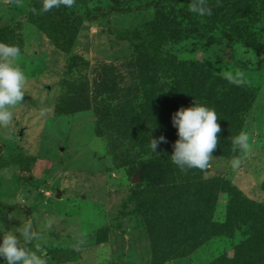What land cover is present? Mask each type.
Returning a JSON list of instances; mask_svg holds the SVG:
<instances>
[{
    "label": "rangeland",
    "instance_id": "374dc122",
    "mask_svg": "<svg viewBox=\"0 0 264 264\" xmlns=\"http://www.w3.org/2000/svg\"><path fill=\"white\" fill-rule=\"evenodd\" d=\"M149 1L75 0L71 8L61 5L74 20L65 28L31 17V0H0V42L20 48L16 63L26 76L22 102L9 109L10 124L0 126V204L13 207L0 206V222L15 232L31 225L39 237L31 252L47 264H213L231 258L253 234L241 225L247 213L225 226L230 195L241 197L233 211L243 199L264 209V13L256 15L264 0H156L159 13ZM199 7L211 15L193 11ZM211 39L219 41L208 45ZM194 87L206 94L186 98ZM246 90L251 101L239 98ZM152 93L161 101L144 96ZM115 94L129 96L140 120L130 126L148 135L151 110L162 101L171 113L173 104L221 102L237 109L240 134L248 137L241 151L232 144L235 128L221 127L203 171L205 179L226 183L212 216L220 227L209 237L190 234L194 249L179 247L165 262L153 256L152 240H161L162 229L145 221L144 196L158 186L153 166L170 160L173 139L166 138L168 153L157 155L145 151L144 133L109 135L97 103ZM148 100L157 107L148 109ZM70 248L78 251L73 262L53 256Z\"/></svg>",
    "mask_w": 264,
    "mask_h": 264
},
{
    "label": "trees",
    "instance_id": "16d2710c",
    "mask_svg": "<svg viewBox=\"0 0 264 264\" xmlns=\"http://www.w3.org/2000/svg\"><path fill=\"white\" fill-rule=\"evenodd\" d=\"M110 1L113 4L120 3V0ZM155 1L156 0H151L146 5L150 7L152 5L159 13L162 10L163 5H161L160 2ZM31 2L33 3L29 10L31 17L48 18L53 20L58 26L65 28L74 25L73 19V21H70L68 17L64 16L61 6L58 8H52L45 12L43 11V0H31ZM259 5L264 7L263 2L259 3ZM245 10L248 11V9ZM261 12L264 13V8H259L256 15H260ZM184 17L189 20L192 18L189 14H184ZM217 41L219 40L211 39L209 40L208 45H213L217 43ZM185 72L186 75H188L190 71L185 69ZM194 94L206 93L204 92V89L198 90V88L194 87L193 89H187L184 96L186 98H190V96L192 97ZM144 96L147 99L148 97H151L153 101H156L157 99L159 100L160 98L159 94L155 93L145 94ZM127 97L129 96H122L121 94H115L113 96L107 95L104 99H100L97 103L99 107L104 108V114L107 118L105 121L107 122V127L110 128L109 130L111 131L109 135L111 133L119 134V131L123 134L126 133L131 137L132 134L134 135L135 133V137L132 138H137L138 136H136V134L139 133L148 135L147 132H143L144 130L142 131V127H139L141 130L137 127V129L135 128L134 130L133 127L130 126V124L138 123L140 120H134L136 116V114L134 116V105L131 102L125 101ZM239 98L243 101H247V99L251 101L253 99V94L246 90L244 93L239 95ZM206 99L207 97H205V100ZM147 102L148 104L150 103L149 100ZM152 102L147 105L148 109L151 106L154 108L157 107V105ZM159 105L158 106L160 108L157 107L158 111L151 110V116L155 121L154 123L156 127H151L152 129H149V131L153 138H158L163 135L165 138L173 139L170 146L172 147L171 150H173V145L178 139L177 129L171 122L172 115L176 112V107H174V104L172 105L173 109L171 108V111L173 112L171 113L164 110V108H167V102L164 103V101H162ZM211 108L217 113L218 123L221 122L219 123L220 128L230 124L229 126H226L228 127V130H234L235 128L230 135L233 137L238 134L240 135L243 123L240 119L235 120V113L237 111L235 107L224 108L221 102H218L217 104H213ZM176 109L178 110V108ZM224 132L225 131L221 130L220 133H218V139L221 138L220 135L221 133L223 135ZM151 136H147L149 139V141L147 140L149 145L147 148L144 147L145 151L149 149V152L152 154L161 153L165 148L164 145L166 143L161 142L157 147V153H154L151 151V148H149ZM144 149L142 150L144 151ZM216 149L217 148H215V150ZM162 153L165 154L168 153V151H163ZM213 154L214 153H212V155ZM140 165L141 168H145L144 163H141ZM151 167L152 165L150 168ZM154 167L159 171V180L157 181L158 186L146 190V194L145 192L143 193L145 194L144 197H147L144 198V204L149 208L147 215L144 216L146 219L145 221L151 224L152 228H154V225H157L160 230L162 229L161 233L158 235L161 240L159 242L158 240H152L153 256L155 259L159 258L160 261L165 262L167 261V257H169L172 252L175 249L177 250L179 247L185 249L184 252L186 250L189 252L194 249L193 244H191L192 241L189 239L190 234L199 232L200 234H205L206 237H209L211 233L215 232V229L220 227L217 224L212 223V216L214 214V206L217 195L220 192H226L227 190L223 187L226 183L220 178L205 179L203 176L204 170H181L170 160H157V162L154 163L153 168ZM235 194L236 193L231 194V197L227 202L228 220L226 223L227 225L225 226H229L235 222L234 220L239 222L238 220L241 217H244L245 213H247L248 217L246 215L244 223L241 225L249 229L253 232V234L234 250L231 258H222L220 261L213 264H264V209H260L259 206L256 207L252 202L243 199L241 202L245 207L239 206L240 210L237 212L233 211L236 208L235 202L240 197ZM160 195H162V198H160ZM239 205H241V203H239ZM0 206L4 209H13V207L3 206L2 204H0ZM234 213H236V216L232 215ZM253 220H255V223H253ZM21 244L29 251H32V243L25 244L22 240ZM77 253L78 251L76 249L70 248L56 251L53 253V256L59 260L73 262Z\"/></svg>",
    "mask_w": 264,
    "mask_h": 264
},
{
    "label": "clouds",
    "instance_id": "9594fccd",
    "mask_svg": "<svg viewBox=\"0 0 264 264\" xmlns=\"http://www.w3.org/2000/svg\"><path fill=\"white\" fill-rule=\"evenodd\" d=\"M74 3L75 0H43V11L47 12L61 5L71 8ZM193 11L200 15H211V9L207 7L193 8ZM20 55L21 50L18 46L0 42V126L10 124L13 114L9 109L22 102L25 96L26 76L16 63ZM171 122L178 135L169 157L171 162L181 170L206 169L217 147L218 133L221 131L216 111L206 105L195 103L191 107L179 108L173 113ZM155 127L156 125L152 128ZM149 135L151 136L150 133ZM161 142H167L163 135L158 138L151 136V151L157 153V147ZM232 144L241 151L247 150L249 147L247 135L241 133L233 138ZM239 163V160H233L232 167H238ZM20 236L23 237L25 244L39 238L31 225L20 232H15L6 231L0 222V264H47L43 254L36 255L22 246Z\"/></svg>",
    "mask_w": 264,
    "mask_h": 264
},
{
    "label": "water",
    "instance_id": "95a60500",
    "mask_svg": "<svg viewBox=\"0 0 264 264\" xmlns=\"http://www.w3.org/2000/svg\"><path fill=\"white\" fill-rule=\"evenodd\" d=\"M136 179V178H135Z\"/></svg>",
    "mask_w": 264,
    "mask_h": 264
}]
</instances>
